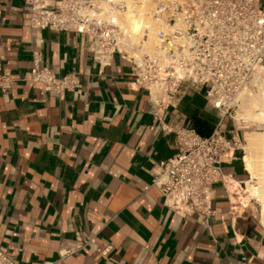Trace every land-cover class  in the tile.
<instances>
[{
    "label": "crops",
    "instance_id": "1",
    "mask_svg": "<svg viewBox=\"0 0 264 264\" xmlns=\"http://www.w3.org/2000/svg\"><path fill=\"white\" fill-rule=\"evenodd\" d=\"M26 2L0 0L12 79L0 91V249L16 264H264L262 207L239 186L250 179L242 150L222 166L208 220L169 210L151 185L178 150L186 104L203 98L159 110L132 84V63L116 53L103 64L80 34L31 27ZM34 52L58 76L78 72V87L33 84Z\"/></svg>",
    "mask_w": 264,
    "mask_h": 264
},
{
    "label": "built area",
    "instance_id": "2",
    "mask_svg": "<svg viewBox=\"0 0 264 264\" xmlns=\"http://www.w3.org/2000/svg\"><path fill=\"white\" fill-rule=\"evenodd\" d=\"M134 1L149 2L151 15L160 24L154 52L144 45L148 29L139 41L132 40L124 23L126 0H27L25 7L31 27L80 34L92 42L103 64L116 53L132 63L136 74L132 84L147 90L159 110L200 96L216 112L208 136L187 124L174 130L178 150L157 163L151 184L169 210L208 220L214 213V184L227 182L222 166L243 149L241 137L228 135V123L239 96L255 89L264 65V0ZM30 80L46 91L63 93L78 87L80 75L72 70L58 76L34 52ZM11 88L12 79L0 59V91ZM0 264L16 263L0 249Z\"/></svg>",
    "mask_w": 264,
    "mask_h": 264
},
{
    "label": "bare ground",
    "instance_id": "3",
    "mask_svg": "<svg viewBox=\"0 0 264 264\" xmlns=\"http://www.w3.org/2000/svg\"><path fill=\"white\" fill-rule=\"evenodd\" d=\"M128 4V10L125 14V24L128 28V32L132 40H140V36L144 34L145 29H148V38L144 43L146 51L154 52L155 50V31L159 27V22L155 20L150 12L152 5L144 1L142 4L135 3L134 0H126ZM261 73H264V65L261 69ZM255 84L258 85L257 102L252 103V108L256 111L260 119H264V114L260 111V102L264 101V78L260 76L255 78ZM254 94V92H246L241 96ZM240 97V96H239ZM239 100V99H238ZM233 116L240 117L238 111H232ZM249 153L252 150L264 149V132L259 134H247ZM261 153V152H260ZM261 159H253V156L247 154L244 156L245 168L250 174V179L246 182V185H241V190L248 193L250 197L256 199L262 207V224L264 225V156ZM238 188V187H236ZM235 191V186L233 187ZM240 190V191H241Z\"/></svg>",
    "mask_w": 264,
    "mask_h": 264
},
{
    "label": "rangeland",
    "instance_id": "4",
    "mask_svg": "<svg viewBox=\"0 0 264 264\" xmlns=\"http://www.w3.org/2000/svg\"><path fill=\"white\" fill-rule=\"evenodd\" d=\"M258 76L264 78V73L260 72ZM254 87L255 89L252 91V93L254 92V94L244 95L243 97L241 96L243 93L240 95L239 100L237 102V106L234 109L238 111L240 117L236 118L232 115L233 118L230 119L228 123V130L234 131L235 129H238L240 132L243 133V137L245 139H242V157L247 154H250L251 156H253V159H261L260 157L264 156V149L252 150V153H249L246 150L249 147L248 141L246 139L247 134H259L264 132V119H260L261 116L258 117L256 111L251 106L253 102H257L256 98L259 91L258 85L254 84ZM202 102L204 104V101ZM206 109L208 112L214 113L213 110L209 107H207ZM260 111H262L264 114V101L260 102ZM228 135H231V132Z\"/></svg>",
    "mask_w": 264,
    "mask_h": 264
},
{
    "label": "trees",
    "instance_id": "5",
    "mask_svg": "<svg viewBox=\"0 0 264 264\" xmlns=\"http://www.w3.org/2000/svg\"><path fill=\"white\" fill-rule=\"evenodd\" d=\"M187 125H191L200 135H210L215 127L217 117L214 113L204 110L202 100L188 102L184 109Z\"/></svg>",
    "mask_w": 264,
    "mask_h": 264
}]
</instances>
